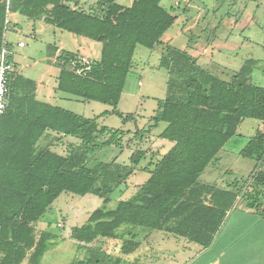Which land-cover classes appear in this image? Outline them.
<instances>
[{
    "label": "trees",
    "instance_id": "1",
    "mask_svg": "<svg viewBox=\"0 0 264 264\" xmlns=\"http://www.w3.org/2000/svg\"><path fill=\"white\" fill-rule=\"evenodd\" d=\"M162 1L133 0L125 7L117 0H76L73 5V0H0V54L13 50L6 39L11 14L101 43L100 58L88 63L67 50L56 56L58 48L50 45L60 70L57 91L114 106L112 114L124 124L134 122L138 142L165 123L158 139L171 144L158 161L143 167L149 178L137 192L109 208L111 196L128 183L150 151L141 145L129 165L118 163L117 157L101 160L99 152L121 147L130 130L100 126L98 117L38 100L36 81L20 75L15 66L10 104L0 119V264H40L52 236H37L36 224L63 193L103 200L82 226L71 229V238L86 252L73 264H124L91 245L120 241L122 254L130 255L140 247L143 231L166 232L208 249L240 196L249 208L258 207L264 191V131L258 130L239 153L257 163L243 186L238 189V180L226 188L200 181L244 120L264 125V87L252 81L257 61H246L225 80L202 68L187 51L167 46L160 61L169 73L167 93L155 115L139 128L134 114L117 109L137 48L154 50L176 23Z\"/></svg>",
    "mask_w": 264,
    "mask_h": 264
},
{
    "label": "rangeland",
    "instance_id": "2",
    "mask_svg": "<svg viewBox=\"0 0 264 264\" xmlns=\"http://www.w3.org/2000/svg\"><path fill=\"white\" fill-rule=\"evenodd\" d=\"M117 3L129 7L133 0H117ZM162 5L177 18L176 23L154 50L141 46L137 48L134 69L127 79L122 100L117 107L124 115L134 114L139 128H143L155 115L159 100L166 97L169 73L161 67L160 61L167 46L187 51L197 58L202 68L225 80H230L246 61L255 60L257 65L252 81L264 87V0H163ZM11 19L6 39L15 48L12 61L20 74L38 83L40 99L86 118L98 117L100 126L130 130L122 139L121 147H107L99 152L101 160L110 161L117 157L118 163L129 165L132 152L141 145L150 151L128 183L111 196L108 207L114 208L119 201L132 197L148 180L149 174L143 171V167L148 166L150 161H158L162 152L167 150V145L160 141L170 142L158 139L166 124L161 123L151 136H145L142 142H138L135 139L138 129H135L134 122L124 124L120 117L112 114L114 106L79 100L56 91L60 71L55 65V57L49 54V45L62 46V49L71 52L99 58L102 44L70 34L43 21H32L23 16ZM20 41L26 44L25 48L17 46ZM41 93L46 98L41 97ZM103 113L106 114L101 116ZM261 127L263 125L257 120H244L237 135L220 153L219 161L207 168L200 181L224 187L248 178L257 163L241 157L239 153ZM106 139L104 136L101 140ZM66 151L64 145L60 152ZM102 205L103 200L93 195L81 197L63 193L36 224L37 236L44 232L52 236L50 249L42 264H73L83 259L86 252L79 249V243L71 238V229L82 226L91 213ZM144 233L149 232H140V238ZM91 246L114 258L123 255L120 241L98 240Z\"/></svg>",
    "mask_w": 264,
    "mask_h": 264
},
{
    "label": "crops",
    "instance_id": "3",
    "mask_svg": "<svg viewBox=\"0 0 264 264\" xmlns=\"http://www.w3.org/2000/svg\"><path fill=\"white\" fill-rule=\"evenodd\" d=\"M15 16L20 15L11 14L9 16L10 22H12L11 17ZM25 47L26 44L24 47L19 48ZM56 47L58 48L56 56L65 50L62 49V46ZM14 52L15 48L13 46L12 57ZM75 53H78L85 62L100 58H90L81 55L79 52ZM57 87L58 82L56 91ZM36 94L38 100L48 103L38 97V83ZM40 96L46 98L44 93H41ZM259 131H264V125ZM160 142L167 145V150L162 152L163 155L169 150L171 144ZM261 170L264 171V163ZM227 185L221 186V188H226ZM243 185V181L239 182L238 189ZM141 240V245L136 252L120 256L124 260V264H153L155 262L156 264H264V191L260 196L258 207L254 209L246 205L242 196L238 198L235 206L228 212L222 227L216 234L213 245L208 249L190 243L187 239L161 231L144 233ZM43 258L40 264H42Z\"/></svg>",
    "mask_w": 264,
    "mask_h": 264
},
{
    "label": "built area",
    "instance_id": "4",
    "mask_svg": "<svg viewBox=\"0 0 264 264\" xmlns=\"http://www.w3.org/2000/svg\"><path fill=\"white\" fill-rule=\"evenodd\" d=\"M19 47H24L25 43L21 42ZM12 53L4 49L0 54V119L5 115L10 104V81L15 65L9 60ZM88 63V62H86Z\"/></svg>",
    "mask_w": 264,
    "mask_h": 264
}]
</instances>
